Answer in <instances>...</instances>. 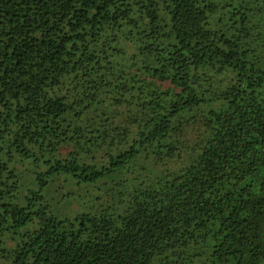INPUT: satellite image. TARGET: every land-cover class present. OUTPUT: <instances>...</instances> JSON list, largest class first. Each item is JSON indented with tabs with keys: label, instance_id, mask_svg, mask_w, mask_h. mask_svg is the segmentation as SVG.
Listing matches in <instances>:
<instances>
[{
	"label": "trees",
	"instance_id": "trees-1",
	"mask_svg": "<svg viewBox=\"0 0 264 264\" xmlns=\"http://www.w3.org/2000/svg\"><path fill=\"white\" fill-rule=\"evenodd\" d=\"M0 264H264V0H0Z\"/></svg>",
	"mask_w": 264,
	"mask_h": 264
},
{
	"label": "rangeland",
	"instance_id": "rangeland-1",
	"mask_svg": "<svg viewBox=\"0 0 264 264\" xmlns=\"http://www.w3.org/2000/svg\"><path fill=\"white\" fill-rule=\"evenodd\" d=\"M82 195L84 196L83 191H82ZM83 202L80 203L79 197L76 199L69 198L57 204L55 209L57 210V212H59V215L61 216H72L77 211L86 208Z\"/></svg>",
	"mask_w": 264,
	"mask_h": 264
}]
</instances>
